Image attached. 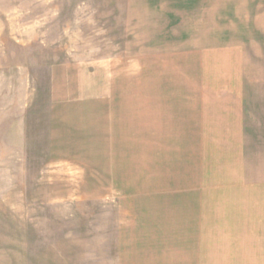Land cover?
<instances>
[{
    "label": "rangeland",
    "instance_id": "374dc122",
    "mask_svg": "<svg viewBox=\"0 0 264 264\" xmlns=\"http://www.w3.org/2000/svg\"><path fill=\"white\" fill-rule=\"evenodd\" d=\"M238 43L264 82V0H0V264H185L183 179L139 193L137 98Z\"/></svg>",
    "mask_w": 264,
    "mask_h": 264
},
{
    "label": "crops",
    "instance_id": "0c3cea01",
    "mask_svg": "<svg viewBox=\"0 0 264 264\" xmlns=\"http://www.w3.org/2000/svg\"><path fill=\"white\" fill-rule=\"evenodd\" d=\"M190 50L183 81L154 84L146 98L140 87L138 143L153 140L139 193L164 197L183 179L184 222L170 232L184 235L185 264H264V82L239 43Z\"/></svg>",
    "mask_w": 264,
    "mask_h": 264
}]
</instances>
